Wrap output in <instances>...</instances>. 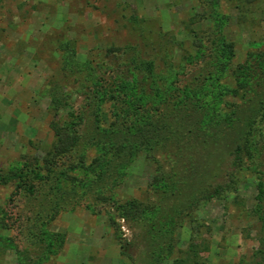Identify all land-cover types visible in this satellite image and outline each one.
Here are the masks:
<instances>
[{"label":"rangeland","instance_id":"obj_1","mask_svg":"<svg viewBox=\"0 0 264 264\" xmlns=\"http://www.w3.org/2000/svg\"><path fill=\"white\" fill-rule=\"evenodd\" d=\"M63 43L81 63H101L108 47L152 61L172 85L170 106L194 100L212 125L235 104L252 108L233 70L264 49V0H0V264H20L21 255L23 264H128L120 243L130 264H264V198L259 210L255 198L264 148L255 168L243 156L235 189L205 200L204 190L233 172L230 136L206 145L190 135L181 153L161 135L152 150L135 147L112 163L121 152L101 135L119 128L115 140L126 148L137 126L177 128L181 120L166 102L136 103L146 111L119 123L90 85L74 103L79 140L47 157L48 90L65 82Z\"/></svg>","mask_w":264,"mask_h":264},{"label":"trees","instance_id":"obj_2","mask_svg":"<svg viewBox=\"0 0 264 264\" xmlns=\"http://www.w3.org/2000/svg\"><path fill=\"white\" fill-rule=\"evenodd\" d=\"M223 47L224 54L232 52L230 45L225 44ZM61 49L64 51L65 56L61 68L65 82L55 83L48 90L52 114L49 126L53 133L54 141L47 153V157L68 153L79 140L80 136L77 134L76 126L80 122L81 116H77L74 103L79 97L87 94L90 85L100 89V92H95L96 95L97 93L102 95L103 99L101 98L100 104L104 103L112 107V110H116L115 118L119 123L120 121H133L143 110L144 112L146 111L140 108V111L136 112L133 108L136 103L139 104V107H146L149 103L161 104L163 102H166L167 106L171 105L169 100L172 98V85L168 79L161 73L155 72L152 61L141 59L137 53H129L128 48H106L103 61L101 60V63L104 62L103 66L101 63L93 64L90 60L84 63L75 60L74 51L69 48L67 43L61 44ZM246 57V61L237 65L235 70H233V77L236 81L237 89L242 90V99L249 97L248 101L252 102L249 106H252V108L247 111L240 104H235L234 108L227 114L229 116L226 118L224 116V120L215 121L212 125H206L201 121L199 116L201 113L197 112L194 100H190V103H186V101L184 103L183 101L178 102L179 104H176V106H170L172 107L171 110L174 109L176 112L175 114L179 113L181 115L179 117V115L174 116L171 114V116L181 120L177 128L174 126L163 127L157 124L146 127V123L137 126L136 129L134 128L135 132L132 134L133 138L131 139L134 143L126 148L124 142L115 140L118 137L116 133H119V128L101 135V141L105 145L118 147L117 151L121 152L119 153L120 155L114 156L112 163L121 161L122 156H127L128 150L135 147L138 149L148 147V150H152L155 138L161 137V135L168 137L167 143H171L173 147H179L180 149L184 147L187 142L186 139L190 135L194 136L195 139L199 136L203 144L206 145L215 144L228 135L233 140V145L235 144L231 153L233 155L231 161V166L234 168L233 172H230L229 179L224 184H217L204 190L203 197L205 200H212L222 197L230 188L235 189L234 185L237 182L235 176L242 169L243 156L247 155L254 166L253 168H255L259 165L260 151L264 148V49L248 52ZM165 68L168 74L171 71L179 73L183 70V65L180 64L176 71L172 67L166 66ZM105 73H112V78H110L111 80L107 85L99 86L97 79H100V76ZM217 80L218 78L215 81ZM125 96L130 97L131 102H126L124 100ZM203 96H207V94ZM138 100H140V103ZM166 114L170 116L168 113ZM168 116L167 118H169ZM188 119L191 120L190 123L185 121ZM238 123L240 124L238 125ZM186 124H190V128ZM126 132L130 133V130L127 129ZM193 142L196 143L197 141ZM197 145L192 144L190 148L196 150ZM183 152L184 148L181 150V153ZM110 162L108 160L106 165H109ZM160 167L159 165L157 169L159 170ZM257 174V194L255 198L257 200L256 206L259 210L264 198V188L260 179L261 173L258 170ZM154 183L159 184L160 179L155 177ZM135 207L133 204L132 208ZM136 212L139 213V210L136 209ZM259 218L261 220L264 219L261 214ZM120 254L128 264L133 262L132 256L122 243H120ZM19 257L20 262L18 263L23 264V255Z\"/></svg>","mask_w":264,"mask_h":264}]
</instances>
